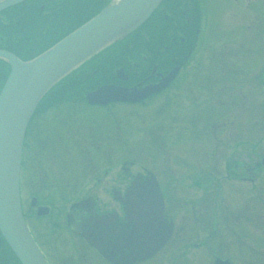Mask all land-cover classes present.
<instances>
[{"label":"rangeland","instance_id":"374dc122","mask_svg":"<svg viewBox=\"0 0 264 264\" xmlns=\"http://www.w3.org/2000/svg\"><path fill=\"white\" fill-rule=\"evenodd\" d=\"M90 1L61 0L60 7L56 6L54 9L52 7L51 18L55 20L51 23L52 29H49V34L56 37L73 27L85 16L84 10L81 9L78 15V11L74 9L75 6H81L80 8L90 11L92 9L89 7ZM103 1L93 0L92 4L97 6ZM203 1L205 2L203 9L207 16L206 27L209 31L204 39L202 56L200 54V65L193 66L195 70L188 69L190 72L195 71L191 75L193 82L191 80L187 82L188 87L192 89L183 88L185 90L177 92L178 96L157 108L155 107L163 100L162 97L154 98L142 107L116 104L113 107L115 109L113 120L103 119V112L97 107L82 104L84 101L79 98V95L91 89L94 84L111 79L110 73L113 66L121 64L126 57H129L127 43L130 42L124 40L120 45L101 54L100 59L91 60L92 63L69 75L44 95L40 101L42 105H52L56 102L62 105L52 106L51 110L44 112L47 113L46 115L43 114L38 118L41 128L45 129L42 130L44 134L38 133L36 136L39 144L51 131V120L56 121L55 126H60L57 118L66 117H63L62 113L68 108L73 107L69 111L79 110L82 115L80 113L81 117H77L78 119H75L73 115L68 118L67 132L64 136L73 138L70 148L57 149V156L52 155V151L49 150L45 158L33 153L30 161L34 165L36 163L38 165H35L36 167L50 171L53 175L54 172H58L55 178L61 183L60 193L70 197L71 195H68L72 192L68 191L70 183L79 186L81 180L88 178L90 174L91 170L88 167V170H85L84 165L86 161L84 150L87 151L86 146L89 147L85 142L87 139L85 134H91L89 131L97 128H103L107 135V150L111 152L107 164L116 163L115 167L109 168L112 172H109L110 175L118 169L127 177L126 172L132 174L142 172L140 165H145L150 172L156 173L161 179L165 177V173L176 175L179 171H192L197 167H201L203 171L217 168L222 176L225 160L227 162V159L231 158L228 160V166L232 172L233 162L249 157L252 167L254 166L253 181L239 182L223 179L217 196L214 191L208 193L212 196L205 194V191L199 202H205L204 199L212 202L211 199L215 196L219 202H223L220 207V221L221 227L224 225L222 228L224 234L220 237V245L223 243L228 248L231 247L230 250L233 249L231 252L239 260L248 254L252 262L264 264V165H261V160L264 161V0H246V3L240 0L244 5H248L249 2L250 5L247 7H244L242 3V6H232L231 0ZM162 21V17L154 19L153 16L147 20L144 33L150 42H154L152 46L162 44V41L157 42L158 37H155L154 32L157 24L163 25ZM228 28L232 30L231 37L227 35ZM225 38V47L219 46L217 50L219 41ZM231 40L233 42L230 43ZM229 44L234 47L233 58L229 55ZM213 55L219 56V59L213 60ZM131 57L127 59L128 66ZM160 58L161 62H167L163 54ZM212 66L215 67L214 71ZM129 77L135 79L133 74ZM113 79L116 81L115 78ZM80 119L84 122H80ZM53 135H57V132ZM116 137H118L117 142L114 139ZM169 144L174 146L169 147ZM37 149L40 150V147ZM69 150L77 159L73 158ZM115 151L121 152L116 156ZM248 165L247 161L245 166ZM76 168L80 171L79 173L76 172ZM84 171L88 173L85 177L80 174ZM35 174L32 171V177H35ZM60 174L64 179H61ZM73 174H77L76 178H72ZM28 177L29 172L26 170V178ZM110 181L109 178L107 183ZM125 184L127 185L128 181L120 183L118 188L122 189ZM183 187L179 185L173 187L175 202H188V200L192 202L201 193L195 189L187 191L186 187ZM30 190L31 188L27 190L24 188L23 199L28 200L30 195L26 191ZM79 194L80 196L93 194L100 202H110L111 198L110 191L104 190L101 186ZM27 204L28 202L26 207ZM237 204L240 205L239 208L234 207ZM232 207L236 209L232 211ZM35 225L41 227L43 237L40 236V238L49 247L51 253L49 252V255L46 252V254L52 263L55 262V255L72 257L68 255L71 249L68 245L69 250H67L65 239H61L62 235L55 238L45 232L47 224L46 227L42 222H37ZM236 231H240V234ZM165 248L163 253H167ZM238 251H243L245 254L240 255ZM159 254L160 252L157 255ZM192 254L193 251H188L187 255L179 251V254L174 253L168 261L175 264L191 263L189 257ZM205 256L206 259L209 258L207 254ZM0 264H13L1 241Z\"/></svg>","mask_w":264,"mask_h":264},{"label":"flooded vegetation","instance_id":"af4514ba","mask_svg":"<svg viewBox=\"0 0 264 264\" xmlns=\"http://www.w3.org/2000/svg\"><path fill=\"white\" fill-rule=\"evenodd\" d=\"M241 1L246 3V0ZM241 1L231 0V4L232 6H242ZM47 2H41L39 10L46 7ZM200 2L205 3L203 0H162L152 14L154 19L163 18L161 22L163 25L159 26L157 24L154 31L155 37H158L157 42L162 41V46H152L154 42H150L149 38L145 36L146 21L129 38L125 39L130 42L127 43L128 55L129 57H134L133 59L132 57L130 58V67L127 63L129 57H126V60L121 64L113 66L110 73L111 79L102 82L113 83L127 89V91H150L149 93L136 101L110 102L106 105L89 104L87 102H83L82 104L97 107L102 110L103 119L108 118L113 120L115 111L113 107L116 104L138 105L142 107L150 100L162 97L163 100L155 107L157 108L178 96L177 92H180V90H185L186 87L192 89L188 87L187 82L190 80L193 82V79H191L193 76L191 75L195 71L191 70L193 72H190L188 69L195 70L193 66L200 65V54L202 56L204 39L208 35L207 31H209L206 27V16L204 32L202 37H200V39L202 38L200 43ZM247 4L250 5L249 2ZM248 5L245 4L244 7ZM11 14L8 15L4 11H1L0 22L14 21V18L23 13L19 15L18 12ZM231 31L229 29V33H227L230 37L232 36ZM225 44L226 38L219 41L216 49L218 50L219 46L220 48L225 47ZM229 45V55L233 58L234 47L231 44ZM218 52L217 55H219ZM162 54L167 59V62H161L160 56ZM212 58L213 60L214 58L218 60L219 56L213 55ZM90 63L92 62L89 61L87 64ZM117 67L123 70L120 76L114 73V69ZM212 68L214 71L215 67L212 66ZM131 74L135 75V79L129 77ZM112 76H114L113 78L116 81H114ZM81 97L80 94L79 98ZM82 98L84 99V97ZM55 105L62 104L37 105L24 135L22 149L23 160L25 162L22 165L21 174V207L23 217L31 234L50 264H175L168 260L171 259L174 253L179 254V251L183 254L185 253V255L188 254V251H193V254L189 257L191 263L180 262L178 264H256L243 251H238V254H245L247 256L239 260L231 252L233 250H230L231 247L228 248L223 243L220 245V237L224 234L222 230L224 225L221 227L220 221V207L223 202H219L216 198L223 179L237 180L239 182L253 181L254 166L252 167L249 157H244L241 161L233 162L232 172H230L228 166V160L231 158H228L227 162L225 160L223 162L224 174L222 176H220L217 168L215 170L203 171L201 167H197L192 169V171H179L176 175L165 173V177L161 179L156 173L150 172L145 165H140L142 172L136 174L126 172L128 174L127 177L118 169L114 174L110 175L112 172H110L109 168L115 167L116 163L107 164V160L111 157V152L107 150V135H105L106 133H104L103 128H97L89 131L91 134H85V138H87L85 142L89 146H86L87 151L85 147H81L86 152L85 170L89 168L91 170L90 174L88 175L87 171L80 173L84 175L83 177L88 175V178L86 177L84 180H81L79 186H74L75 183H70L68 191L72 192H69L68 195L71 196L66 197L67 195L64 193H60L62 190L60 187L61 183L57 182V178H55L59 173L54 172L53 175L50 171L36 167L38 165L35 163V166L30 161L33 153L40 154V157L45 158L48 151L51 150V154L57 156V149L61 147L68 149L72 146L71 140L73 138L71 136H64V133L67 132L66 124L71 115L75 119H78L77 117H81L82 115L79 110L69 111L73 107L68 108L62 113L63 117H66L57 118L60 126H55L54 123L56 121L54 119L51 120V131L46 134L47 137L40 144L36 140L37 134H44L42 130H45L38 123V118L43 114L46 115L47 113L44 112L51 110L50 108ZM80 122H84V120L80 119ZM54 132H57V135H53ZM114 139L116 142L118 141V137ZM35 143L36 145H34ZM169 145V147L174 146ZM176 146L178 145L176 144ZM38 147H40V150L37 149ZM68 152L72 154L74 159H77L73 152H70V150ZM119 152L121 151H115L114 154L117 156ZM73 158L70 156V160ZM247 161L249 165L245 166ZM130 163L133 164V162ZM261 165H264V161L262 162V160ZM242 166L244 167L242 168ZM26 170L29 172L28 178H26ZM75 170L78 173L80 172L78 168ZM32 171L33 174L36 173L35 177H32ZM60 176L61 179H64L63 175L60 174ZM76 176L77 174H73L72 178H76ZM109 178L111 181L107 183ZM151 179L157 182L163 197L162 218L157 228L154 223H152L153 226L151 227L147 226V224L136 226L132 217L133 212L128 207L129 202H121V195L117 193L121 192V194H124L133 180L143 183ZM124 181H128V184H125L122 189L118 188V185ZM177 185L186 187L187 191L195 189L201 191V193L192 202H189V200L188 202H175L174 199L176 198L174 197L173 187ZM99 186L103 187L104 190L110 191V202H100L93 194H83L81 196L79 194V192L91 191L99 188ZM24 188L26 190L27 188H31L30 191H26L30 195L28 200L27 198L23 199ZM213 191L216 196L211 199L212 202H207L208 199L204 198L205 202H199L202 200L200 197H202L204 192L212 196L208 193ZM55 194H58V196H55ZM26 202H28L27 207ZM39 206L46 207V210L42 208V215H37ZM239 206L237 204L234 207L239 208ZM236 208L232 207V211ZM150 219L153 221V216H150ZM37 222L44 223V227H46V224L48 225L45 228V232L49 235H53L55 238L62 235L61 239H65L67 250H69V246L71 249L68 255H72V257H57L55 255V262L52 263L48 256L51 253L49 247L40 238V236L43 237V233L40 230L41 227L35 225ZM236 232L240 234V231ZM166 246L168 247L165 248ZM164 248L167 249V253H163ZM159 252L160 254L157 255ZM206 254L209 256L208 259H206Z\"/></svg>","mask_w":264,"mask_h":264},{"label":"water","instance_id":"95a60500","mask_svg":"<svg viewBox=\"0 0 264 264\" xmlns=\"http://www.w3.org/2000/svg\"><path fill=\"white\" fill-rule=\"evenodd\" d=\"M21 1L24 0H0V11ZM159 2L110 0L96 15L28 60L0 49V59L9 65L0 89V234L20 264H46L23 222L19 205L21 142L33 109L54 84L100 50L128 35ZM115 72L120 76L122 69ZM125 90L103 85L88 92L86 99L105 103L111 99H134L140 94ZM120 200L129 202L136 226L160 225L162 198L153 179L143 183L133 180Z\"/></svg>","mask_w":264,"mask_h":264},{"label":"trees","instance_id":"16d2710c","mask_svg":"<svg viewBox=\"0 0 264 264\" xmlns=\"http://www.w3.org/2000/svg\"><path fill=\"white\" fill-rule=\"evenodd\" d=\"M45 1H48L45 5H48V7L39 10V4ZM106 1L107 0H104L99 5L93 6V0H91V5L89 7L92 9L90 11L80 8L81 6H75L74 9L78 11V15L80 14L79 9H81L84 10L85 16H83L73 27L62 34H58L56 37L49 34L51 23L55 20V18H51V12L56 6L60 7L61 0H28L17 4L4 10V13L8 15H12L11 13L16 12H18V15L23 14L14 18V21L10 20L6 23L0 22V48L9 50L22 59H28L41 52L73 28L87 20L95 14L106 3ZM51 31L54 32L55 30ZM7 72V64L0 59V86ZM3 247L6 250L5 244H3ZM6 251V254L10 255V258H13L10 251ZM13 264L15 263L13 262Z\"/></svg>","mask_w":264,"mask_h":264}]
</instances>
